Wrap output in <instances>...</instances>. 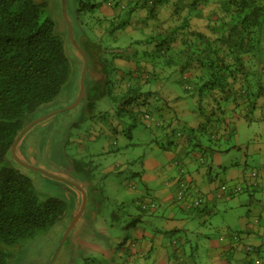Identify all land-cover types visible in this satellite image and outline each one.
<instances>
[{
  "label": "rangeland",
  "instance_id": "obj_1",
  "mask_svg": "<svg viewBox=\"0 0 264 264\" xmlns=\"http://www.w3.org/2000/svg\"><path fill=\"white\" fill-rule=\"evenodd\" d=\"M45 1L48 2V8L44 15L51 16L56 22L57 32L64 41L70 61L71 72L58 96L32 113L31 120L50 115L30 127L16 145L17 157L35 168L18 164L14 160L11 163L31 178L41 199L49 197L63 199L67 204V210L50 232L32 243L19 245L10 264L72 263L69 255L71 241L78 231L88 227L90 219L95 215L96 218L104 217L109 221L113 220L115 214L119 215L114 230L120 235L126 232L127 223L131 221L126 212L142 213L141 208L136 205L137 198H142V194L148 189L154 192L156 189L154 186H158V189L164 188V180L167 178L162 177L156 185L149 178L143 180L134 175V170H141L144 166L148 176L157 172L155 166H152L155 162L166 166L170 162L171 150L175 149L173 144L168 143L174 141L177 135L176 127L166 132L152 129L148 124L146 126L141 114L132 117L124 114L113 120V116L106 112L107 109H103L105 104L114 103L112 100L118 96L117 87L120 79L123 73L127 72L121 64H117L112 54L115 47L121 45L122 39L113 35V28L106 30L104 26L113 21L112 17L124 16L130 2L135 0H91L90 4L98 3V7L88 12L84 18L78 13V0H65L64 6L63 0ZM178 1L168 0L166 4L164 3L162 9L167 11H163L162 16L168 15ZM219 3V0H211L208 5L198 8L196 15L190 18L194 29L208 33L209 27L211 29L216 27L226 18L219 9ZM135 19L131 17L129 27L136 28ZM69 24L73 37L84 49L89 61L81 96L85 63L80 51L71 43ZM146 27L148 28L145 33H150L152 26L146 24ZM213 34L214 47L222 48L224 43L217 42L219 33L214 30ZM92 44L99 47L100 51L103 50L102 54H98L100 61L105 62L108 85L104 81L97 82L96 85L91 81L92 76L97 81L104 78L98 69L95 67L91 69L92 55L89 47L93 48ZM117 51L115 49V52ZM237 84L236 88H245L244 85H239V82ZM175 89L180 96L182 110L185 111V115H180L182 121L178 126L184 127L182 130L192 134L188 150L186 148L182 152L189 157L195 152V156L200 154L199 156L206 158L208 162L204 167L207 171L203 175L205 179L203 181L211 184L212 188L225 183L242 186L239 193L231 194L226 200L212 198L214 200L211 201L213 205L211 209H207L205 205L202 207L199 216L192 219L194 225L191 228L192 244L195 247L199 244L202 250L200 253H203L206 249H202V244L206 239L211 238L219 242L221 235L229 236L236 233L243 242L247 241V238L250 241L253 240L252 237H258L264 245V95L253 99L260 108L255 109L257 107L255 105L252 109L241 110L239 106L234 109V96L230 97V100L221 101L218 108L214 102L202 100L198 91L189 94L177 82ZM136 106L140 104L137 102ZM115 111L121 112L118 106L115 107ZM135 113L138 114L140 111ZM197 120L199 123L203 122L200 126L196 124L197 128L190 132L187 124L192 125ZM103 130L108 133L104 134ZM212 133L218 137L215 136L213 139ZM104 143L110 148V155L113 156L110 157L111 161L105 154H101ZM163 143L172 147L169 152L166 153L160 147ZM112 150L118 151L117 157L113 155ZM217 154L222 158L219 163L215 161ZM76 162L87 171V174L76 169ZM104 166H111V169L107 171V167ZM253 171H257L258 177L261 178L258 186L257 182L247 183ZM245 176L247 181L244 180ZM87 178L94 179L90 182L91 186L88 185ZM126 181L131 182L129 187ZM132 182L135 184L134 187ZM172 190L177 197V186ZM78 213L80 217L60 249L64 234ZM163 213V208L160 207L153 218L158 225L163 221L161 217ZM142 214L149 217L147 213ZM142 225L148 228L152 226L151 223L147 224V221ZM172 235L180 236L179 233ZM58 249L60 251L55 257ZM13 250L10 252L13 253ZM256 251L261 259L260 264H264V246ZM84 254L82 251L81 256L75 257L72 264H93L92 261L98 264L102 259V256L87 257V254ZM231 261L237 262L234 259Z\"/></svg>",
  "mask_w": 264,
  "mask_h": 264
},
{
  "label": "trees",
  "instance_id": "obj_2",
  "mask_svg": "<svg viewBox=\"0 0 264 264\" xmlns=\"http://www.w3.org/2000/svg\"><path fill=\"white\" fill-rule=\"evenodd\" d=\"M78 1L83 18L98 7V3L90 4L91 0ZM167 1H131L124 16H114L109 22L113 35L122 39L115 47L118 51L112 52L116 62L133 61L145 74L134 84V76L125 82L120 79L118 96L112 100L118 103V114L132 117L136 100L140 106L148 101V93L141 87L150 79L177 82L189 94L198 91L202 100L214 102L218 108L221 101L234 96V109H252L253 103L247 106L244 102L264 95V0H219L226 18L213 30L209 27L208 33L194 29L190 18L211 0H179L163 17L166 9L162 5ZM47 8L45 0H0V264H10L19 245L50 232L67 210L63 199H41L31 178L11 163L12 145L32 113L58 96L71 72L56 22L44 15ZM132 16L135 24L142 26L136 34L126 29ZM146 24L152 26V32L142 30ZM214 30L220 36L217 42L224 43L220 49L214 47ZM90 53L91 69L95 67L104 75L101 81L92 76V83L108 85L105 62L98 54L103 52L95 47ZM238 82L245 88H236ZM238 98L242 101L235 102ZM201 164H207L205 158ZM75 166L87 174L78 162Z\"/></svg>",
  "mask_w": 264,
  "mask_h": 264
},
{
  "label": "crops",
  "instance_id": "obj_3",
  "mask_svg": "<svg viewBox=\"0 0 264 264\" xmlns=\"http://www.w3.org/2000/svg\"><path fill=\"white\" fill-rule=\"evenodd\" d=\"M109 24L108 22V26H104L106 30L111 29ZM129 26L130 25H127L126 29L130 31L129 33L131 34H136L139 28L142 27L138 25L136 28ZM135 29H137V31ZM142 30L146 32L145 28ZM149 32H152V30ZM95 47L96 49L99 48L93 45V48L89 47V49L95 51ZM117 63L119 65L121 64L127 70V72L123 73L121 78L122 82L134 76L131 77L132 83L134 84L137 80H140L138 78L139 75L145 77V74L139 69V65L137 66L133 61L117 59ZM123 78L126 79L123 80ZM141 88L148 93V96L146 95L148 101L143 106L138 107H136V102L134 111H140V113H134V115L141 114L143 123L146 126L148 124V126L157 131L166 130V132H170L176 127L177 135L174 141L172 140L168 143L169 145H174V150H171L172 147L167 146L165 143L160 146L166 153L170 150L172 151V153H170V162L166 166L163 167L160 162H155L152 166H155L154 169L155 171L157 170L156 173L153 172L147 176L144 171V166L141 167V170H134L133 173L143 180L149 178L150 181L155 182L154 184L156 185H158V180L165 176L167 177L164 180L165 186L161 189H158V186H154L157 190L155 189V191L152 192L148 189L147 192L142 194V198H137L136 205L141 208L142 213H147L149 217L144 216L145 214L143 215L140 212L135 214L126 212L128 217H131V221L127 223L128 228H126V232L124 231L121 235L118 231L114 230V225L118 223L117 218L119 215L115 214L112 221L104 217L96 218V215L93 216L90 220L91 222L88 223V227L82 229V231H78L79 233L75 234L71 241L72 249L70 256L72 257V263L73 259L75 257L79 258L83 251L87 254V257H89V255L102 256L98 264H260L261 259L257 255L258 253L255 250L249 251L247 249L248 245L254 246L258 250L264 246L258 237H252L253 240L250 241L247 238L245 242H243L242 238H239V235L237 241H233L232 237L236 233H231L229 236L228 234L221 235L219 237V242H215V239L208 238L202 244V249H206L203 253H200L202 250L199 248V244H196V247L192 244L191 232L193 231L191 228L194 226L192 219L199 216L204 205L207 209L213 207L211 201L214 200L212 198H216L215 192L218 190L219 186L212 188L211 184L203 181L205 180L203 175L207 169H205V165H202L199 160L202 155L199 156L200 154H198L195 156L196 153L192 152L191 157H189L182 152L186 148L188 150L192 134L182 130L184 127L180 128V126H178L182 121L180 115H185V111L182 110L181 103L179 102L180 96L176 92L177 89H175V84L169 82L168 79H150L148 82L142 83ZM259 97L261 96H258V98ZM247 100L248 101H245L243 105L248 106V104L253 103V106L251 105L252 107L256 105L257 107L255 109L260 108L258 103L252 100V97ZM239 101H242V99L238 98L235 102ZM117 106L118 103L114 102L109 105L105 104L103 107L104 110L107 109L106 112L109 116H113V120L120 116L118 112L115 111V107ZM147 113L152 117L151 119L145 117ZM201 123L197 120L196 123L187 125L189 128L195 130L197 128L196 124L200 126ZM120 128L122 129L121 125ZM103 132L104 134L108 133L105 132V130H103ZM101 151V154H105L109 160L110 157H113L110 155V148L106 146L105 143ZM117 152V150H112L115 157H117ZM217 155L215 161L219 163L222 158ZM110 167L111 166L107 167V171L111 169ZM181 169L187 171V175L189 174L188 177L190 176L189 179H191L194 182L193 185L198 188L199 195L205 200L203 205L199 207H190L189 205L194 197L186 201H180L176 197L172 189H175L176 186L178 189L176 180H178L177 177L180 175ZM250 178L251 179L247 183L257 182V186L261 183V178L259 177L256 180H253L254 178L251 176ZM87 179L89 184L94 181L93 178ZM246 179L245 176L244 180ZM126 184L129 187L131 182L126 181ZM132 186H135L134 182H132ZM228 198L229 197L226 195L220 199L226 200ZM143 204L151 206L149 208H143ZM176 206H179V208H176ZM160 207L163 208L164 213L161 215L163 221L158 225L153 221V218ZM146 218H148V220H146ZM146 221L147 224L151 223L152 226L150 228L142 225L145 224ZM112 230L115 232L113 233ZM175 233H179L180 236H173L172 234ZM94 256L93 258H95ZM231 259L237 262H232ZM92 262L95 264L94 261ZM72 263L69 262V264Z\"/></svg>",
  "mask_w": 264,
  "mask_h": 264
},
{
  "label": "built area",
  "instance_id": "obj_4",
  "mask_svg": "<svg viewBox=\"0 0 264 264\" xmlns=\"http://www.w3.org/2000/svg\"><path fill=\"white\" fill-rule=\"evenodd\" d=\"M145 117L148 119L152 118L148 113L145 115ZM200 160L203 162L204 158H200ZM250 176L252 178H254L253 180L258 179L257 178L258 177L257 171H253ZM177 179L178 180H176V183L178 185V189H177L178 200L186 201L187 199L194 197L193 200L191 201L190 205H189L190 207L191 206L199 207V206L203 205L205 200L199 195L198 188L195 187L191 183V179H189L185 169H181L180 175H178ZM241 190H242L241 185H228L225 183V184H221L218 187V190L215 192V196H216V198H223L226 195L228 196L231 194H237ZM142 206L144 208H148L151 205L143 204ZM232 238H233V241H237L238 236L236 234H234ZM247 249L250 251V250H253V247L247 246Z\"/></svg>",
  "mask_w": 264,
  "mask_h": 264
},
{
  "label": "water",
  "instance_id": "obj_5",
  "mask_svg": "<svg viewBox=\"0 0 264 264\" xmlns=\"http://www.w3.org/2000/svg\"><path fill=\"white\" fill-rule=\"evenodd\" d=\"M64 3H65V0H63V6H64ZM69 33H70V38H71V41H72L73 45H75V47L80 51V53H81L82 56L84 57V62H85L84 69H83V77H82V88H81V93H80V96H81V94H82V92H83V89H84V77H85L86 70H87L88 57H87V54H86V52L84 51V49L78 44L77 40L73 37V35H72V28H71L70 24H69ZM44 118H46V116H44V117H42V118H40V119H38V120H36V121H33V122H31L30 124H28V125H27V126L21 131V133L18 135V137L16 138V140L14 141V143H13V145H12L11 153H12L14 159H15L17 162H19L21 165H24V166H27V167H30V168H35V167L30 166V165L26 164L25 162L21 161V160L17 157V155H16V145H17L19 139L22 137L23 133H24L26 130H28V129H29V128H30L35 122H37V121H39V120H41V119H44ZM42 171H43L44 173H46V174H49V173H48L47 171H45V170H42ZM76 219H77V217H75L74 221H73V222L69 225V227L67 228V230H66V232H65V234H64V237H63V239H62V241H61V244H60V247H59V248L62 247V245H63V243H64V241H65V239H66L68 233L70 232L72 226L74 225Z\"/></svg>",
  "mask_w": 264,
  "mask_h": 264
},
{
  "label": "flooded vegetation",
  "instance_id": "obj_6",
  "mask_svg": "<svg viewBox=\"0 0 264 264\" xmlns=\"http://www.w3.org/2000/svg\"><path fill=\"white\" fill-rule=\"evenodd\" d=\"M49 115H50V114L45 115V116L48 117ZM42 117H44V116H42ZM42 117H41V118H42ZM36 120H38V118H37V119H33V120H31L28 124H30L31 122L36 121ZM37 122H38V121H37ZM35 123H36V122H35ZM35 123H34V124H35ZM34 124H33V125H34ZM33 125H32V126H33ZM32 126H31V127H32ZM26 131H27V130H26ZM26 131H25V132H26ZM25 132H24V133H25ZM24 133H23V134H24ZM19 140H20V139H19ZM13 159H14V158H13ZM14 160H15V159H14ZM15 161H16V160H15ZM16 162H17V161H16ZM18 164H20V163L18 162ZM81 173H83V172H81ZM83 174H85V173H83ZM88 185L91 186L89 183H88ZM90 188H91V187H90ZM76 217H77V219H76L75 222H77L78 218L80 217V213H78V215H77ZM90 220H91V219H90ZM89 222H91V221H89ZM74 225H75V223H74ZM74 225H73V226H74ZM84 225H85V224H84ZM73 226H72V228H73ZM72 228H71V230H72ZM71 230H70V231H71ZM69 233H70V232H69ZM69 233H68V235H69ZM78 233H79V232H78ZM68 235H67L66 239L68 238ZM66 239H65V241H66ZM65 241H64V243H65ZM64 243H63V244H64ZM60 244H61V243H60ZM59 247H60V246H59ZM70 248H71V247H70ZM60 249H62V248H60ZM60 249H58V251L56 252L55 257L58 255ZM71 249H72V248H71ZM71 249H70V251H69V255H70V253H71ZM70 257H71V256H70ZM71 258H72V257H71Z\"/></svg>",
  "mask_w": 264,
  "mask_h": 264
},
{
  "label": "clouds",
  "instance_id": "obj_7",
  "mask_svg": "<svg viewBox=\"0 0 264 264\" xmlns=\"http://www.w3.org/2000/svg\"><path fill=\"white\" fill-rule=\"evenodd\" d=\"M229 196V195H228ZM143 207V206H142ZM144 208V207H143ZM249 246V245H248Z\"/></svg>",
  "mask_w": 264,
  "mask_h": 264
}]
</instances>
